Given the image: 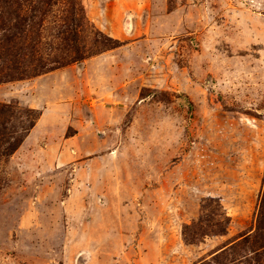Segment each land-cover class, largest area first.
<instances>
[{"label": "rangeland", "instance_id": "obj_1", "mask_svg": "<svg viewBox=\"0 0 264 264\" xmlns=\"http://www.w3.org/2000/svg\"><path fill=\"white\" fill-rule=\"evenodd\" d=\"M17 1L7 27L45 6ZM52 9L34 59L86 58L0 84V264H256L246 243L214 256L255 233L264 191V0Z\"/></svg>", "mask_w": 264, "mask_h": 264}, {"label": "trees", "instance_id": "obj_2", "mask_svg": "<svg viewBox=\"0 0 264 264\" xmlns=\"http://www.w3.org/2000/svg\"><path fill=\"white\" fill-rule=\"evenodd\" d=\"M2 1H5L4 3L6 4L10 3L8 2L10 0ZM53 1L54 0H40V4L44 3L42 5L45 6L42 7L40 5V7L32 9L30 14L28 13V11L21 9V7H10L5 12L6 15H15L18 19V23H16L13 28L7 27L3 19L5 16L0 19V29L5 27V30L9 32L2 39H0V61L2 62L0 65V84L13 81L21 82V80L40 77L60 68L66 67L70 64L80 63L86 58L85 55L81 56L80 50L76 49L75 55H73L67 61L56 58L55 54L52 55V60L51 58L45 59L44 57H39L36 60L34 59L35 56H40L41 54V51L38 50V47L36 46L42 43L41 39H39V35H41V31H43L42 27L44 23L53 13ZM15 3H18V1L13 0V5H15ZM0 15H2L1 12ZM36 17L39 19L38 24H35L38 25V31L37 34H34V18ZM61 21H68V23L63 26L68 27L66 28V30H64V32L59 30L57 34L59 35V37L56 36L55 38L58 37L57 39L60 40V43L71 42L70 37H73V39L75 40L77 34L75 33L74 25H77V23L80 21V18H78V14H76L72 9V12L61 18ZM51 24H54L53 21L51 22ZM74 43H76V41ZM68 46L69 48L71 47V45ZM51 50L54 51V49L52 48ZM7 108L9 107L7 106ZM37 120V117L32 118L30 115H27L28 125L21 126L22 134L18 133L15 125L6 124L7 127L5 125L3 126L10 132H7V135L10 136V138L8 139L10 141H7V156L17 151V149L22 144L24 137L28 136L34 129V125H36ZM21 135H23L24 137L19 139L17 136L21 137ZM219 231L221 233L226 232V230L223 231V229ZM251 235L244 237V241L241 244H235L236 247L234 245L233 247H229L228 249H224L223 251H221L222 249L219 250V253L216 252L217 254L215 253L216 255L214 256V260L216 262H220L222 256L229 254L233 250L235 252L237 248H240V246L246 243V245L250 246V254L255 263L264 264V191L261 196V205L257 215L256 231L252 236Z\"/></svg>", "mask_w": 264, "mask_h": 264}]
</instances>
